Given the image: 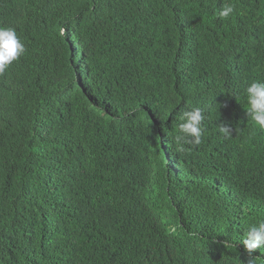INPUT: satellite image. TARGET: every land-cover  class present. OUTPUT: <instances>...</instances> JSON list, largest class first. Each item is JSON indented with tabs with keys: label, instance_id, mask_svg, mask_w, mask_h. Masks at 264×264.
Masks as SVG:
<instances>
[{
	"label": "trees",
	"instance_id": "trees-1",
	"mask_svg": "<svg viewBox=\"0 0 264 264\" xmlns=\"http://www.w3.org/2000/svg\"><path fill=\"white\" fill-rule=\"evenodd\" d=\"M0 264H264V0H0Z\"/></svg>",
	"mask_w": 264,
	"mask_h": 264
}]
</instances>
